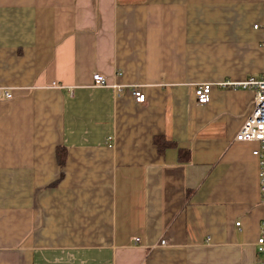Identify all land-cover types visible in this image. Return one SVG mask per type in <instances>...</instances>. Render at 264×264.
<instances>
[{
	"label": "crops",
	"instance_id": "1",
	"mask_svg": "<svg viewBox=\"0 0 264 264\" xmlns=\"http://www.w3.org/2000/svg\"><path fill=\"white\" fill-rule=\"evenodd\" d=\"M263 74L264 0H0V264L264 263Z\"/></svg>",
	"mask_w": 264,
	"mask_h": 264
},
{
	"label": "built area",
	"instance_id": "2",
	"mask_svg": "<svg viewBox=\"0 0 264 264\" xmlns=\"http://www.w3.org/2000/svg\"><path fill=\"white\" fill-rule=\"evenodd\" d=\"M95 85L97 87H107V79L100 75L96 74L94 76ZM223 88H235L242 90H252L255 93V109L244 125L242 130L236 137V141L240 143H255L259 145V149L254 152V155L257 157H261V178H262V191L264 194V74L260 78H250L247 81L241 83H223L221 84ZM116 90H120V87L114 86ZM213 85L212 84H202L197 87L195 96L197 103L199 105H207L210 100V95L212 93ZM3 94L0 93V97ZM7 98H11L10 94H5ZM133 96L136 99L138 104H144L147 101L146 95L138 88L133 90ZM240 223H237V227H240ZM263 229H264V221H263ZM139 241V240H137ZM162 245L165 246V241L162 242ZM259 252L264 254V230L262 232V236L258 242ZM256 264H264V263H256Z\"/></svg>",
	"mask_w": 264,
	"mask_h": 264
},
{
	"label": "trees",
	"instance_id": "3",
	"mask_svg": "<svg viewBox=\"0 0 264 264\" xmlns=\"http://www.w3.org/2000/svg\"><path fill=\"white\" fill-rule=\"evenodd\" d=\"M156 144L158 145V147H159V149H160V151H161L162 146H163V143H162L161 138H157V139H156ZM58 157H59V164H60L62 167H64V165H65V160H66V157H67V154H66V152H65L64 149L59 150Z\"/></svg>",
	"mask_w": 264,
	"mask_h": 264
}]
</instances>
